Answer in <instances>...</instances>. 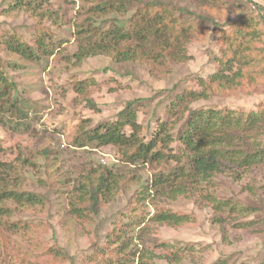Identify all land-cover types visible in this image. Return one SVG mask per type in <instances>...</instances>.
<instances>
[{
  "label": "rangeland",
  "instance_id": "obj_1",
  "mask_svg": "<svg viewBox=\"0 0 264 264\" xmlns=\"http://www.w3.org/2000/svg\"><path fill=\"white\" fill-rule=\"evenodd\" d=\"M224 1L226 5L220 0H48V4L43 0H26L25 4L31 2L30 7L39 12H51L52 19L46 20L45 26L52 28L56 43L64 42L55 56L33 63L8 52L2 42L18 34L36 47L35 19L25 11L2 15L1 10L9 8L10 1L0 0V57L17 83L23 108L33 116L29 129L22 133L0 125V162L10 167L7 176L10 186L16 184L14 189L41 195L44 200L43 205L29 209L13 202L5 204L11 209V215L0 219V223H31L32 226L18 233L2 231L0 236L6 239L9 248V264H73V258L78 262L84 256L85 260L95 243H108L107 235L113 231L126 236L128 233L127 240L135 236L127 251L134 258L132 252L139 248L143 261L149 264H214L221 258L229 259L230 264H240L260 255L258 251L264 243V168L244 171L226 162L222 164L216 185L189 184L188 194L174 200L165 195L164 189L153 192L142 202L136 196L142 190L141 184L155 175L174 171L180 164L177 159L127 166L114 148L89 146L83 150L73 146L79 126L87 127L86 122L91 121L93 128L114 121L127 102L135 99L145 101L138 116L141 124L151 119V130L144 137L150 140L158 122L168 120L167 108L175 95L192 90L195 80L206 78L218 69L215 58L220 56L219 40L223 34L221 28L217 30L207 20L231 25L249 14L258 20L261 13L253 3L264 7V0ZM149 2L170 3L172 14L181 24L197 28L186 46L189 59L183 58L182 51L176 49L171 53L175 57L152 67L141 65L136 57L118 62L103 56L74 66L81 26L94 22L97 27L110 30L125 24ZM97 5H122L127 12L124 15L113 12L93 20L90 12ZM257 30H261L260 26ZM255 53L264 68V43ZM15 62L19 68L13 71L9 64ZM76 81L88 83L89 98L98 111L89 108L84 96L74 91ZM263 106L264 87L249 84L247 89L200 100L190 107L249 113ZM187 117L171 128L175 141L169 147L157 148L167 156L181 157V164L186 162L187 154L179 136L186 130ZM100 165L110 168L120 185L108 203L101 206L98 215L81 223L71 214L69 193L82 173ZM207 194L216 196L218 202L230 201L231 206L238 207V212L224 213L231 225L245 224L242 230L228 226L233 244L224 237L223 229L212 223L220 210L202 199ZM132 208L136 210L133 212ZM244 208L256 209V212L245 213ZM163 210L186 215L190 221L176 227L161 225L153 217ZM139 217L146 218L143 225L126 232L127 224ZM58 248L66 251V257L49 256L50 250ZM141 262L136 256L130 264Z\"/></svg>",
  "mask_w": 264,
  "mask_h": 264
},
{
  "label": "trees",
  "instance_id": "obj_2",
  "mask_svg": "<svg viewBox=\"0 0 264 264\" xmlns=\"http://www.w3.org/2000/svg\"><path fill=\"white\" fill-rule=\"evenodd\" d=\"M8 1V0H7ZM9 8L1 10V14L10 16L16 11H25L32 14L35 19V31L37 35L36 47L28 44L23 36L15 34L2 42L3 47L10 53L17 54L27 62H39L43 57L55 56L64 42H55V35L51 27L45 26L46 20L52 19L49 11L33 9L31 2L25 4L26 0H9ZM48 4V0H43ZM252 2V0H249ZM222 5L226 1L220 0ZM25 4V5H24ZM170 3L149 2L144 3L120 26L112 29H101L94 22L81 26L78 35V50L74 54V66H80L85 60L103 56L121 62L136 57L141 65L153 66L166 62L175 57L171 54L178 49L182 51V57L189 59L186 46L194 38L195 26L181 24L170 10ZM255 9L261 14L259 19H254L252 14L242 17L236 23L219 24L216 20L209 18L207 21L213 24L217 30L221 28L222 38L219 40L220 56L215 58L218 64L217 71L206 77L195 80L196 84L192 90L176 94L167 108L168 120L158 122L150 140L145 139V134L151 130V119L146 124L139 122V110L144 106L143 99H135L127 102L125 108L118 113L114 121L98 124L91 128L79 126L78 133L74 137L73 146L86 150L89 146L93 148H114L120 154V160L127 166H140L148 162H161L165 159H177L179 167L171 173H161L146 183L141 184L142 190L136 196L138 201H146L153 192L166 189L169 199H178L188 194V185L218 184V175L222 164L229 162L244 171L253 168H264V106L258 111L249 113L238 112L229 109H192L191 104L200 100H209L214 96L229 95L235 90L247 89L249 84L264 87V75L262 61L256 56V51L262 48L264 43V7L253 3ZM113 12L121 15L126 14L124 6L97 5L93 8L91 18L96 16H108ZM119 23V21H118ZM260 26L261 30H257ZM228 27V29H224ZM107 30V31H104ZM181 57V56H179ZM13 71L19 68L18 63L9 64ZM256 83V84H255ZM74 91L84 96L89 108L98 111L99 108L89 98L88 83L76 81ZM171 93V92H170ZM19 90L16 81L8 73L5 62L0 57V125L8 126L15 133L25 132L29 128L33 116L26 112L19 100ZM155 116V115H154ZM188 116L185 132L179 136L187 154L186 162L181 164L182 158L171 155L167 156L163 151H157L159 145L162 148L169 147L175 141L170 133L171 128ZM176 120H173V118ZM171 123H174L171 125ZM44 153L47 154L45 151ZM7 164L0 162V219L11 215V209L5 207L8 202L33 208L43 205V197L34 193H26L17 190L8 184L9 176ZM6 175V176H4ZM62 183H66L63 181ZM61 185V182H60ZM119 182L113 171L106 166L90 168L82 173L78 183L70 194L71 214L81 223L91 220L93 215H98L102 205L108 203ZM47 198V197H46ZM202 199L213 204L220 215L213 217V224L223 229L226 239L231 240L232 234L228 232V226L232 228H244L245 224L231 225L224 218V213L238 212L237 206H231L230 201L218 202L216 196L207 194ZM136 209L132 208L134 212ZM245 213H254L256 209L244 208ZM145 217L138 218L128 225L130 231L141 227ZM188 216L179 215L171 211L163 210L157 213L153 220L161 225L181 226L190 221ZM119 224L123 222L118 220ZM121 222V223H120ZM0 235L2 231L18 233L23 229L29 230L31 223H4L1 221ZM126 225V224H125ZM126 234L113 231L107 235L108 243L102 245L95 243L93 250L87 258L77 262L71 259L73 264H130L135 262L138 256L141 264H149L143 261L141 250L128 253V248L133 242ZM115 238V239H113ZM231 244L232 240L229 242ZM6 239L0 236V264H9V250ZM241 252V251H240ZM240 252H235L240 253ZM260 255L249 258L240 264H264V243L261 246ZM67 253L58 248L49 251V256L64 258ZM129 255V256H128ZM119 258H116V257ZM252 260V261H251ZM214 264H230L229 259H219Z\"/></svg>",
  "mask_w": 264,
  "mask_h": 264
}]
</instances>
